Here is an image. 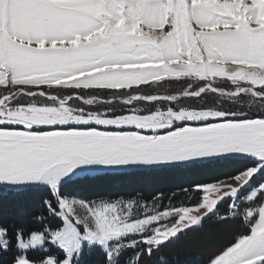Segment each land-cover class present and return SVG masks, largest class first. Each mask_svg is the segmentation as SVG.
<instances>
[{
    "label": "snow or ice",
    "instance_id": "snow-or-ice-1",
    "mask_svg": "<svg viewBox=\"0 0 264 264\" xmlns=\"http://www.w3.org/2000/svg\"><path fill=\"white\" fill-rule=\"evenodd\" d=\"M142 172L187 188L151 204L97 190ZM25 195L39 229L6 209ZM235 220L246 231L198 264H264V0H0V264L95 248L170 264L164 249Z\"/></svg>",
    "mask_w": 264,
    "mask_h": 264
},
{
    "label": "trees",
    "instance_id": "trees-1",
    "mask_svg": "<svg viewBox=\"0 0 264 264\" xmlns=\"http://www.w3.org/2000/svg\"><path fill=\"white\" fill-rule=\"evenodd\" d=\"M189 179L187 176H180L171 172H142L133 173L128 176L116 178L115 180L101 186L97 190H105L112 195H118L121 198L139 199L140 195L146 199L141 200L145 203L151 202V197L163 194L168 196L169 193L175 191L180 184H184ZM38 196L25 195L21 197H12L6 200V209L9 204L15 206L17 203L22 204L26 209L25 214L20 217V222L28 225L30 228L39 229V224L31 223V214L35 210L38 202ZM179 199H184L183 196ZM165 205L169 203L167 199L163 201ZM173 203H177L173 201ZM254 206V205H253ZM221 214H229V203L220 205ZM4 219L7 217L5 215ZM55 223H59L56 221ZM246 231L242 227L239 220L231 221L228 225H212L211 235L209 237H197L193 239V234L189 233L186 239L182 238L176 244L170 245L163 250L162 260L170 264H193L205 259L212 251L218 250L233 241L236 234ZM55 251V249H53ZM32 255H44L42 252L31 253ZM7 256V254H6ZM103 252L99 248H95L91 255L87 257L88 264H102Z\"/></svg>",
    "mask_w": 264,
    "mask_h": 264
},
{
    "label": "rangeland",
    "instance_id": "rangeland-1",
    "mask_svg": "<svg viewBox=\"0 0 264 264\" xmlns=\"http://www.w3.org/2000/svg\"><path fill=\"white\" fill-rule=\"evenodd\" d=\"M187 86V82H181V83H172L171 85L168 84H164L161 85L159 88H154V89H145V92L147 94H156V95H168V94H178L180 91H182L185 87ZM222 87H224L226 90H231V86L225 82L221 85ZM61 95H66V93H61ZM207 102L209 104H212L213 102H219L217 98L214 97H208L207 98ZM182 103L184 104H189V103H196L195 101H182ZM139 107H144V104H140L138 105ZM119 107V105H118ZM141 203H145L143 201H141ZM148 204H151L148 203Z\"/></svg>",
    "mask_w": 264,
    "mask_h": 264
}]
</instances>
